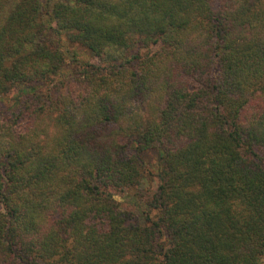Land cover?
<instances>
[{
    "label": "trees",
    "instance_id": "obj_1",
    "mask_svg": "<svg viewBox=\"0 0 264 264\" xmlns=\"http://www.w3.org/2000/svg\"><path fill=\"white\" fill-rule=\"evenodd\" d=\"M263 257L264 0H0V264Z\"/></svg>",
    "mask_w": 264,
    "mask_h": 264
},
{
    "label": "rangeland",
    "instance_id": "obj_2",
    "mask_svg": "<svg viewBox=\"0 0 264 264\" xmlns=\"http://www.w3.org/2000/svg\"><path fill=\"white\" fill-rule=\"evenodd\" d=\"M57 39L58 38L56 36L55 40ZM56 42L59 48L65 54L66 68L64 69V73L70 71L74 66V62H72V54L74 52L76 54V57L81 62L84 61L92 64L99 63L98 59L92 56L88 50L78 45L71 44L64 37H61ZM42 87L44 86H40V88ZM11 101V99H6L5 102H3V105L6 106L11 103ZM143 163L145 168V179L142 181V183L133 189L127 190L126 192H116L123 208L136 211L139 214L143 209H145V200L148 196V191L155 190L159 183L157 172L162 165L160 153L158 151L145 152L143 154ZM261 264H264V257L261 260Z\"/></svg>",
    "mask_w": 264,
    "mask_h": 264
}]
</instances>
